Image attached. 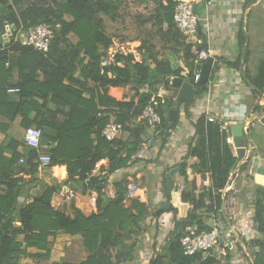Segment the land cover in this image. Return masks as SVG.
Here are the masks:
<instances>
[{
  "label": "trees",
  "instance_id": "1",
  "mask_svg": "<svg viewBox=\"0 0 264 264\" xmlns=\"http://www.w3.org/2000/svg\"><path fill=\"white\" fill-rule=\"evenodd\" d=\"M255 1L247 0L245 7ZM135 2L139 26L154 30L164 44L159 45L151 40L155 34L154 31H148V37H138L141 42L137 47L140 59L134 52L117 51L113 55V61L102 65V61L110 57L108 52L113 45V37L106 30L105 18L114 21L120 17L121 0H0V9L6 7L10 12L13 34L28 32L40 24H49L54 31V38L47 52L35 50L19 40L15 44L10 42L13 50L20 54L16 63L22 72V80L17 86L8 88H19L17 93L21 99H32L28 103L29 112L34 109L36 116L30 119L27 112L23 123L26 128L36 126L42 130L41 148L45 142L53 143L48 152L52 155L49 167L66 165L55 169L56 174L62 170V178L65 177L67 168L64 182L55 180L51 184L41 183V192L31 202L21 204L20 197L24 194V178L21 175L30 172L33 176L39 172L37 152L29 147L30 151L25 158L13 149L12 156L7 157L4 153L10 150L9 144L0 145V264H20L23 257L49 259V239L58 231H64L73 242L82 243L87 250V257L81 261L65 260L55 264H117L122 257H127V261L134 259L127 246V255L121 251L114 261L110 248L123 246L125 231L128 237L133 232L141 231L140 222L145 221L150 213L147 204L139 199H131L130 205L125 207L128 184L126 176L119 175L141 160L140 154L147 144L143 138L147 129L146 121H139L138 118L152 100L156 85L174 89L171 77H183L193 83L198 95L207 92L209 83H194L197 55L175 22V0ZM4 20V17H0V34L8 30V24ZM199 34L205 37L201 31ZM70 35L77 38L75 43L69 39ZM237 44L240 49L239 57L234 60L217 57L211 79L223 64H229L237 70H242L244 64H247L250 49L243 29L238 33ZM165 45L170 46L172 57V53L181 54L184 65L173 64L171 55L163 50ZM28 68L30 73L25 72ZM242 78L254 97L264 96V60L259 62L255 73L251 74L246 70ZM128 86L136 88L134 95H125L122 100L111 95L112 88ZM144 87L147 89L138 94V88ZM195 98L194 96L184 104L191 105ZM38 99L43 102L40 103ZM158 100H161L160 97ZM168 103L173 102H161L159 106L161 122L155 127L158 137H164L169 126L178 123V119L169 121ZM252 112L263 115L264 105L254 104ZM111 120L122 124L123 131L128 132L132 140L124 141L120 134L111 140L102 136ZM134 121L139 123L131 126ZM261 125L264 127V124ZM163 130V135H160ZM197 132H204L201 120L197 122ZM203 150L204 144L199 143L191 151L187 162L182 163L184 175L189 163L195 166L194 162L198 157L203 161ZM251 157L240 168V180L253 178L249 170ZM22 158L24 162L20 161ZM102 160H106V164L100 167L98 175H93ZM215 168L212 165V185H205L200 194L196 193L194 183L190 188H178L180 199L189 203L191 210L186 218L176 221V236L164 254L155 256L151 264H219L216 257L211 255L205 258L201 251L186 255L181 244V237L190 227H194L197 233L212 230L210 221L204 219L202 211L217 214L225 201L227 205L229 192L224 190L231 183L232 165H221L214 173ZM113 176L116 197L110 198L104 188ZM73 182H77L85 194L91 190L98 193V213L86 216L80 209L74 208L68 214L53 206L54 194L60 192L63 185ZM169 182L166 179L162 181L167 198L171 190L177 189L176 185L172 182L170 185ZM248 191L245 189L244 195ZM246 201L247 209L253 202L256 207L253 217L257 229V235L253 237L255 239L260 234L264 235V186H257L255 200H247L246 197ZM166 210L175 209L172 206L161 207L154 212V217L159 218ZM220 214L217 225L226 232L227 221L224 214ZM230 242L231 240L220 246L226 254L228 264H232L236 257L233 255L234 248L242 249L241 243L236 239ZM253 244L259 249L254 254L251 252L252 263L264 264V238L254 240ZM29 248L37 251L29 253Z\"/></svg>",
  "mask_w": 264,
  "mask_h": 264
},
{
  "label": "crops",
  "instance_id": "2",
  "mask_svg": "<svg viewBox=\"0 0 264 264\" xmlns=\"http://www.w3.org/2000/svg\"><path fill=\"white\" fill-rule=\"evenodd\" d=\"M210 1V4H208V1H199L198 3L199 16L201 8L204 10V20L200 16L202 19L200 31L206 38L209 36L211 37L213 49L220 53L218 57L227 60H234L239 57L240 49L238 48L237 37L240 30L243 29L246 31L250 58L247 64H244L242 70H237L229 64H223L220 69L214 73L212 79L210 76L206 93L196 94V98L191 105H186L184 103L179 105L177 115L178 123L169 126L164 137H158L155 126L148 125L146 122L147 129L143 138L147 144L143 146V151L140 154L141 160L132 167L123 170L119 175L126 176L127 184L135 181L139 185L138 199L147 204L150 213L145 221L140 222L141 231L138 233L133 232L129 237L127 236V231H125V243L123 246H115V248L119 247L126 255L128 246L130 252L134 255L132 261H127V257H122L121 262L118 264H151V260L155 256L164 254L169 243L177 234L176 221L186 218L191 210V205L180 199V191L178 190L180 184H184L186 189L190 188L194 183L197 187L196 193L200 194L205 185H212V165L214 167L216 166L214 173L218 171L221 165L223 167L225 165H232L230 171L231 183L224 192L233 194V196H229L233 199L231 202L233 206H227L225 201L217 214H210L207 211H202L201 214L205 220L210 222L214 220L215 224L220 220V213H222L225 218L228 216V220L226 218L227 222L229 221L231 225H235V222L238 223L241 218H245L244 211L247 209L246 206L248 205L246 197L247 200L252 199L249 191L248 194L244 195L245 189H249L252 183L246 182V179H237L238 177L234 179L232 173H234L233 171L239 163L246 160L249 154L248 151L251 149L253 150L254 146L251 145L250 149L244 152V148L238 149V146L230 145L227 141L226 133L230 130L233 134L232 126L235 123L229 122V128H223L216 123L206 124L205 112L206 109H208L214 116L220 115L228 106L231 95L234 93L241 95V101L247 105L249 111H252V106L254 104L264 105V96L254 97L250 88L244 84L242 78L246 74V70L251 74L255 73L257 70V68L255 70V67L251 64V58L255 56L257 45L259 44L257 43L258 40L256 41V37L264 32V0H256L246 7L245 4L247 0ZM4 22L6 25L8 24L5 20ZM13 29L14 28L8 24V30L0 34V145L9 144L8 147L10 150L4 153L5 156L11 157L12 150L15 149L22 157L26 158L30 148L24 145L26 127L23 121L25 119V114L30 110L28 103L32 101V99H21L18 93H10L8 91V87L17 86L19 81L22 80V72L16 63L20 58V54L13 50V45H11L10 42H14L13 44L18 40L22 42L24 33L18 32L17 34H13ZM258 37L261 38L264 37V35L261 34V36ZM69 39L73 43L77 41L74 35H70ZM4 53L7 54L6 57H4ZM108 54L109 56L111 54L113 55V52L109 50ZM138 59H140V57H138ZM216 61L217 57L214 62L212 73ZM25 72L30 73V69L28 68ZM146 89L147 87L138 88L137 93L141 94ZM153 91L154 94L161 93L164 101L175 103V97L177 95L175 89H167L163 85H156ZM135 93L136 88L132 86L126 88H112L111 90V95L117 100H122L125 95L130 97ZM86 95V97H89L88 94ZM38 101L40 103L43 102L41 99H38ZM255 113L260 115L259 112ZM35 116L36 111L32 109L28 117L33 119ZM200 120L203 122L204 132L199 134L197 132V122ZM135 123L137 124L139 121H134L131 126ZM258 123L263 124L261 120ZM250 135L251 132L248 138L245 137V142L246 139L250 140ZM120 137L124 141L132 140L130 134L126 131H122ZM17 143L19 144L16 147ZM199 143L200 145L204 144L203 151L205 153L203 154V161L198 157L199 159H196L194 162L195 166L189 163L185 170L186 174L184 175L182 163L187 162V158L191 151L197 147ZM52 144L53 143L45 142L42 146V150L44 152H49L50 148L53 147ZM251 156L253 157L251 168L254 158L264 159L258 154L253 156L252 151ZM105 164L106 160L99 162L93 175H98L100 167H103ZM62 167H66V165L53 167L40 166L39 172L36 175L32 176L30 172L22 174L21 176L24 178V194L20 197V203L25 204L31 202L34 196L41 192V183L51 184L52 181L55 180L64 182L67 178V168L66 175L63 178L60 177L63 173L61 169L58 171L59 174L55 172V169ZM114 178V176L110 177L104 188V191L110 198L116 197ZM164 179L170 180V185L172 182L177 186L176 190H171L169 198H167L165 188L162 186V181ZM66 190L74 191L75 197L68 200L66 198ZM1 191L0 187V192ZM97 199L98 193L94 190L86 194L82 190V193L79 194L74 189L70 188V185H63L62 190L54 194L52 204L56 209L62 210L68 214H71L73 209L77 208L80 209L84 215L90 216L98 213ZM130 201L131 199L129 198L124 200L125 207L130 205ZM164 206H172L175 210H166L156 219L154 217V212ZM241 225L244 227L242 223ZM240 229L241 228L238 227L239 232ZM49 240L51 251L49 259L37 260L33 257H23L20 264H55L65 260L81 261L87 257V250L82 243L73 242L64 231H58L55 235L51 236ZM75 244L78 246H73ZM28 251L29 253H35L37 250L35 248H29ZM121 251L119 254H121ZM211 255L220 259L223 264V256L214 254L213 250L208 254V256ZM113 260L115 261V258H113ZM234 263L238 264L239 260L235 258Z\"/></svg>",
  "mask_w": 264,
  "mask_h": 264
},
{
  "label": "built area",
  "instance_id": "3",
  "mask_svg": "<svg viewBox=\"0 0 264 264\" xmlns=\"http://www.w3.org/2000/svg\"><path fill=\"white\" fill-rule=\"evenodd\" d=\"M200 0H175L176 6L174 11V19L179 28L181 34L185 36L188 43L192 45V51L197 55L195 59L194 69V83H198L201 77L202 64L212 55L214 49L211 44V37H203L199 34L201 29V17L194 12V5L199 3ZM211 1L208 2L210 4ZM54 38V31L49 24H40L35 28L30 29L28 32H24V39L22 44L32 46L35 50L47 52L49 51L51 40ZM117 52V51H115ZM114 55V54H113ZM113 55L105 58L102 61V65H106L113 61ZM174 77H171V83ZM10 93H17L19 88H8ZM162 101L158 100V98ZM241 95L234 93L231 95V99L226 109L217 116H214L208 109L205 112V123H216L223 128H229V122L235 124H241L243 127L244 139L248 138L250 132L256 123H258L264 116L248 110L247 105L241 101ZM163 100L161 93L154 94L152 100L146 105L143 110V114L138 120H145L148 125L155 126L161 122V112L159 106ZM123 125L111 120L102 132V136L107 139H114L118 134L122 133ZM157 133V131H156ZM43 132L36 126H30L26 128L24 133V143L26 146L34 148L37 152V162L41 167H49L52 162V155L48 152H44L41 148V138ZM227 141L230 145L236 146L234 142V135L229 130L227 134ZM251 151L246 157V160L239 163L237 170L233 171V178L239 176L241 167L251 157ZM253 159V157H251ZM21 162L25 160L20 159ZM251 173V171H250ZM127 198L138 199L139 185L132 181L127 186ZM184 184H180L179 189L183 190ZM67 198L72 199L75 197V192L72 190H66ZM227 231L223 232L221 228L214 224L211 231H202L197 233L194 227H190L188 231L181 237V244L186 255H194L197 252H203L205 258L216 247H220L222 243L231 240L233 242L236 234V226L231 225L228 221ZM230 242V243H231ZM252 260V259H251ZM232 264H235L234 262Z\"/></svg>",
  "mask_w": 264,
  "mask_h": 264
},
{
  "label": "rangeland",
  "instance_id": "4",
  "mask_svg": "<svg viewBox=\"0 0 264 264\" xmlns=\"http://www.w3.org/2000/svg\"><path fill=\"white\" fill-rule=\"evenodd\" d=\"M120 13H121L120 17L117 20L113 21V20H110L109 18H105L106 30L113 37V45L109 50L113 52V54L116 53L115 51H123L125 53L130 51V52H134L136 54V57H140L137 51V47L140 45L141 42L139 41L138 37L139 38L146 37V36L148 37L147 33H149L152 30H149L147 26H139V19L137 16V3L135 2V0H121ZM200 16L202 17V19L204 18V10L202 8L200 10ZM153 34H155V31L153 32ZM261 34L264 35V32L260 33L258 36H261ZM258 36L256 37V41L258 40L257 43H259L257 45L256 54L254 57L251 58V64L255 67V70L259 62L261 60H264V37L260 38ZM151 40H153L155 43H158L159 45L164 44L161 42L159 36L156 34L154 38H151ZM165 47L166 48H163L164 52H167V54L170 56L171 55L170 46L165 45ZM172 54L174 55V57H170V58L173 60L174 65L176 66L184 65V61L180 57L181 54H175V53H172ZM176 55H178V57H176ZM251 145L254 146V149L252 150L253 156L258 154L264 158V127L259 123H256L255 126L253 127V130L250 135V140L247 139V142L244 144V147H238V149L244 148V152H245L246 150L250 149ZM250 168H251V165H250ZM240 177H242L241 172H239V176L237 179H240ZM247 181L248 183H252L248 190L253 200H255L256 199V188L259 185L255 182L254 177L253 178L246 177V182ZM53 182L54 181H52V183ZM70 188L74 189L79 194L82 193L81 186L77 182L71 183ZM229 196H233V194H229ZM68 200H71V199H68ZM226 200H227V205H229L230 207L233 206V204H231V202L233 201L231 197H228ZM238 208H239V201H238ZM255 208H256L255 203L254 202L250 203L248 209L244 211L245 212L244 217L246 219L241 218L240 222L238 223L235 222L236 223L235 228L237 229L238 227L241 228L240 232L238 231V233H236L234 237V239L239 241L242 245V249L234 248V251H233V255L234 256L236 255L235 258L239 260L238 264H253L251 260L252 258H250V255L252 253L254 254V252L258 251L259 249L257 245L253 244V242L254 240L257 241L259 239L264 238L263 234L262 235L260 234L255 239L253 238L255 237V235H257V229L253 221ZM226 218L228 220V216H226ZM241 223L244 225V227H242ZM73 246L77 247L78 245L75 244ZM110 251H111V255L113 256V258H116V255H119L121 250L119 247L115 248V246H113L110 248ZM213 253L219 256H223V260H224L223 264L224 263L228 264L226 254L223 252L221 247L214 248ZM218 260H219V264H222V261L220 259Z\"/></svg>",
  "mask_w": 264,
  "mask_h": 264
},
{
  "label": "water",
  "instance_id": "5",
  "mask_svg": "<svg viewBox=\"0 0 264 264\" xmlns=\"http://www.w3.org/2000/svg\"><path fill=\"white\" fill-rule=\"evenodd\" d=\"M198 3L194 5V12L198 14ZM0 16L5 18V21L13 28V21L6 7L0 9ZM219 51L214 50L212 55L202 64V71L199 83L205 84L209 81L212 69L214 66V62L216 57L219 56ZM172 86L177 92L175 97V103H168L169 107V120L171 122L177 120L178 115V107L180 104L191 100L197 94V88L193 83L184 79L183 77H174L172 80ZM261 123L264 124V116L261 118ZM232 131L234 135L235 145L238 147H242L245 144L243 127L241 124H234L232 126ZM164 130L160 133L163 134ZM251 174L254 177L255 182L258 185L264 186V159L254 158V162L251 168ZM85 188L86 182H84ZM214 220L210 222V226L214 227Z\"/></svg>",
  "mask_w": 264,
  "mask_h": 264
},
{
  "label": "clouds",
  "instance_id": "6",
  "mask_svg": "<svg viewBox=\"0 0 264 264\" xmlns=\"http://www.w3.org/2000/svg\"><path fill=\"white\" fill-rule=\"evenodd\" d=\"M228 223V222H227ZM227 226H229V225H227ZM236 233H238V229L236 228Z\"/></svg>",
  "mask_w": 264,
  "mask_h": 264
},
{
  "label": "bare ground",
  "instance_id": "7",
  "mask_svg": "<svg viewBox=\"0 0 264 264\" xmlns=\"http://www.w3.org/2000/svg\"><path fill=\"white\" fill-rule=\"evenodd\" d=\"M116 93V92H115Z\"/></svg>",
  "mask_w": 264,
  "mask_h": 264
}]
</instances>
